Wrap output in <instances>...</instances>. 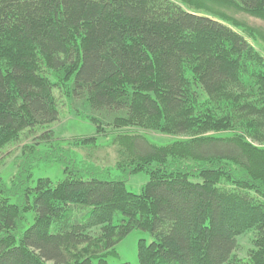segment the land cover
Instances as JSON below:
<instances>
[{
    "label": "trees",
    "instance_id": "obj_1",
    "mask_svg": "<svg viewBox=\"0 0 264 264\" xmlns=\"http://www.w3.org/2000/svg\"><path fill=\"white\" fill-rule=\"evenodd\" d=\"M226 2L264 19V0ZM200 9L195 0H0V153L20 146L19 169L9 183L0 177V264H109L135 229L152 236L138 242L140 264H264V55L251 29ZM63 97L91 112L98 134L119 130L125 179L81 169L61 144L42 148ZM138 129L179 138L158 145ZM55 162L63 179L30 185L37 163ZM141 172L149 180L130 191Z\"/></svg>",
    "mask_w": 264,
    "mask_h": 264
},
{
    "label": "rangeland",
    "instance_id": "obj_2",
    "mask_svg": "<svg viewBox=\"0 0 264 264\" xmlns=\"http://www.w3.org/2000/svg\"><path fill=\"white\" fill-rule=\"evenodd\" d=\"M199 5L203 7L200 12L222 15L232 22L239 25V31L244 32V28L251 29V34L248 40L255 46V48L264 55V19L247 13L243 10L236 8L233 5L227 3V0H195ZM243 33V34H244ZM248 36V35H247ZM58 93V92H57ZM59 95V93L57 94ZM76 107L70 105L69 100L65 97L60 99V117L59 120L53 123L50 127L54 130L53 139L51 142L42 143V148L51 146H61L65 150H73L76 155V159L82 169L86 165L89 169H99V178L107 179H125L124 173L116 168L118 163V147L113 142V136L119 130L113 128L112 125L105 124L106 132L97 133L96 124L84 117L91 112L80 109L82 114L75 110ZM106 123V121H104ZM109 122V121H108ZM131 129V128H129ZM126 130V129H124ZM121 131V130H120ZM139 132L146 134L150 142L165 145L173 141L177 136L158 133L151 130L138 129ZM42 133L38 130L37 136ZM97 136V140L94 144L75 145L77 138ZM36 135L24 139L21 145L31 143L35 139ZM20 146L14 144L0 153V177L7 183H9L11 177L17 172L19 166L16 161V157L19 154ZM98 171V170H97ZM107 171V172H104ZM94 173L86 171L85 177L89 178L94 176ZM64 164L55 163H37L36 167L32 171L31 186L36 184L38 178L48 177L54 183L63 179L65 176ZM149 180V176L145 172H141L131 176L126 182L127 188L135 193H139L141 188ZM15 197L11 198V202H16ZM32 213L29 214L31 221ZM253 233L248 232L241 235L238 239L239 249L237 254L244 258L247 256L248 249L252 247ZM140 239H146L148 243L152 241V236L149 232L140 229L133 230L127 235L118 245V255L108 258L109 264H121L129 262L130 264H140L138 257V242Z\"/></svg>",
    "mask_w": 264,
    "mask_h": 264
}]
</instances>
